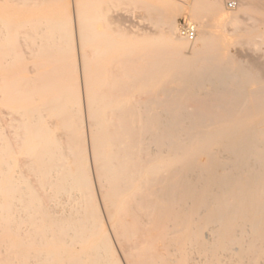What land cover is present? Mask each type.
<instances>
[{
	"label": "bare ground",
	"instance_id": "bare-ground-1",
	"mask_svg": "<svg viewBox=\"0 0 264 264\" xmlns=\"http://www.w3.org/2000/svg\"><path fill=\"white\" fill-rule=\"evenodd\" d=\"M142 1L0 0V264L264 259V0Z\"/></svg>",
	"mask_w": 264,
	"mask_h": 264
},
{
	"label": "rangeland",
	"instance_id": "rangeland-1",
	"mask_svg": "<svg viewBox=\"0 0 264 264\" xmlns=\"http://www.w3.org/2000/svg\"><path fill=\"white\" fill-rule=\"evenodd\" d=\"M222 1H223V5H224V7H225V9L227 11L234 10V9H230L228 7V4L230 2H236V4L239 5V0H222ZM149 5H150V0H143L142 2L138 3V5H137L138 7L135 8L131 13H128V12H126L124 10H120L119 14H120V16H121V18L123 20L124 25L131 26L133 28V30L137 31V32H147V33L153 32L155 30V28H154L153 24L150 22V11L147 10V9H144V6H149ZM72 10H74L73 5H72ZM123 18H125V19H123ZM188 22H189V25H192V26L195 27V25L193 24V22L189 19V17L187 15H182V16H180V17H178L176 19V23H177V27L179 28V35L180 36H181L180 31H181V28H182L181 26H183L185 23H188ZM140 29H141V31H139ZM196 36H197V29H196ZM228 49H229V51L233 52V57H234L233 59H238L237 61H241L242 62V61H244V59L247 60L248 57L246 55H248V56L250 55L249 53H247V48L240 47V46L234 47V46L230 45L227 48L226 51L221 53L220 59H222V61H224L226 56H228V54H227L228 53ZM146 50H147V52L149 54L150 53L154 54V52H158L163 57L162 58L163 60L160 61V63L161 64L165 63L164 62V57H165L166 50L164 48V45H158V46H155V47H151L150 46V47H147ZM258 58H259V61H260L259 64L264 63V51H263V53L258 55ZM237 63L238 62L230 63L231 71L234 70V68L237 65ZM263 68H264V66H263ZM159 78H160L161 81L166 80L165 74H162ZM248 80L250 81V84H249L250 88L257 87V85L254 83L252 78L248 77ZM235 88L240 89V88H243V87L238 85V86H235ZM153 93H154V96H155V94H156L155 91ZM222 95L225 96V97L247 96V94H234V93H222ZM160 96H162V95H160ZM83 97H84V93H83ZM263 263H264V259H262V258L260 259L259 258L257 260L256 264H263Z\"/></svg>",
	"mask_w": 264,
	"mask_h": 264
},
{
	"label": "built area",
	"instance_id": "built-area-1",
	"mask_svg": "<svg viewBox=\"0 0 264 264\" xmlns=\"http://www.w3.org/2000/svg\"><path fill=\"white\" fill-rule=\"evenodd\" d=\"M229 8L233 9L236 7V2H230L228 4ZM183 33L185 35H187V37L192 41L195 39V35H196V32H195V29L190 26L188 23H185L183 25Z\"/></svg>",
	"mask_w": 264,
	"mask_h": 264
}]
</instances>
